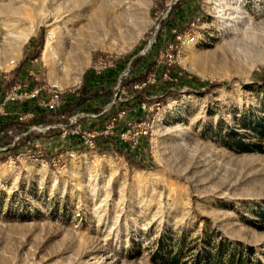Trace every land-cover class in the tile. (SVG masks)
Returning a JSON list of instances; mask_svg holds the SVG:
<instances>
[{
    "label": "rangeland",
    "instance_id": "rangeland-1",
    "mask_svg": "<svg viewBox=\"0 0 264 264\" xmlns=\"http://www.w3.org/2000/svg\"><path fill=\"white\" fill-rule=\"evenodd\" d=\"M174 2L0 0L3 95L26 76L68 101L85 76L116 69L102 90L113 93L120 76L125 87L153 65L133 89L148 87L140 99L125 87L103 120L68 125L85 108L60 139L0 147V264H264V65L243 67L217 47L212 0H178L167 13ZM241 7L264 11V0ZM34 39L39 57L27 58ZM119 108L126 115L103 134ZM22 112L18 121L32 119Z\"/></svg>",
    "mask_w": 264,
    "mask_h": 264
},
{
    "label": "trees",
    "instance_id": "trees-1",
    "mask_svg": "<svg viewBox=\"0 0 264 264\" xmlns=\"http://www.w3.org/2000/svg\"><path fill=\"white\" fill-rule=\"evenodd\" d=\"M31 45H33L35 51L32 54V56L27 55V58L39 57V49L42 46V40L38 42L35 39L31 40ZM152 67L153 65L149 64L146 69V72L143 75H135L125 80V87L127 88L129 93H132L134 95L133 99L135 100L140 99L142 93H145L148 87L142 89L141 92H137V91H133L132 83L133 82L140 83L143 79H145V77L150 72V70L152 71ZM85 80H86V76L83 78L82 87L80 88L79 91V96L77 98L73 96L68 97V101L65 102V106L62 110L57 111L56 113H49L46 111H34L32 119L24 122L18 121L16 118L6 121L0 128V147L1 146L5 147L7 148V151L13 152L26 148L34 141H41L42 139H44V137L47 138L55 137V139H60L59 138L61 136L60 129L49 128L43 135L36 134L31 131L25 137H21L17 141H15L13 146L11 147L14 136H21L23 133L28 131L29 127L41 126L46 128L55 125H66L68 118H70L74 114V112L85 110L84 106L94 98H98L103 94L104 97L106 98V102L110 101L112 96L111 92L109 91L104 92L102 91V89L101 90L87 89L83 85ZM8 131H11L12 134L8 135L7 134ZM67 139L70 140V137H68ZM74 140L79 142V139L77 140V138H75ZM65 150H66L65 148L60 149L58 154H62L63 151ZM120 152L124 154L126 159L130 160V156L126 152L124 151H120ZM129 163L139 165L138 163H134L132 161H129Z\"/></svg>",
    "mask_w": 264,
    "mask_h": 264
},
{
    "label": "clouds",
    "instance_id": "clouds-1",
    "mask_svg": "<svg viewBox=\"0 0 264 264\" xmlns=\"http://www.w3.org/2000/svg\"><path fill=\"white\" fill-rule=\"evenodd\" d=\"M211 8L213 21L223 33L217 47L243 67L264 65V11L248 12L241 0H212Z\"/></svg>",
    "mask_w": 264,
    "mask_h": 264
},
{
    "label": "built area",
    "instance_id": "built-area-1",
    "mask_svg": "<svg viewBox=\"0 0 264 264\" xmlns=\"http://www.w3.org/2000/svg\"><path fill=\"white\" fill-rule=\"evenodd\" d=\"M178 0H175L174 3H172L167 10V13L170 11L171 7L173 4H175ZM175 39L178 42H182L181 36L177 33H175ZM44 40L46 43H52L54 41V37L53 35H51L50 33H46L44 36ZM194 38L190 35L186 36V41L189 43H193L194 42ZM169 48H172V45L169 46ZM169 57V62H171L172 56H168ZM127 73L123 74V77H126ZM121 78L122 76L119 77L118 81H117V85L114 89V92L112 93V100L110 102V104L108 105V107L100 114V116L104 115L105 112H108L112 107H115L118 102L121 101L122 97H124L126 95L125 92V87L123 85H121ZM149 81L151 82L152 80ZM145 84H134L132 86V88L134 90H140ZM34 102L36 104V106L40 109H42L43 111L49 112V113H56L57 111H60L64 108L65 106V100L62 97V94L60 91H57L54 88H47L44 85H40V86H32L29 87L27 82H20L16 85H14V87H12V89H10L9 92H7L6 94H4L1 98H0V114L3 113L4 111H6V107L9 104H17V103H31ZM142 108H145V103H142ZM116 114L114 116L110 117V121H109V125H106V127L103 130V134H107L109 132L110 129H112V126L115 124V122H117L119 119H121L123 116L126 115V112L123 108H119L116 110ZM84 117H90V118H98V115H89V114H77L75 115L73 118L71 117L69 119V124L70 126H73L74 124L77 123V121L80 118H84ZM67 124L64 125V127H59L61 133H62V137L65 136L68 131L66 129L70 128ZM49 128H54L52 127H46L43 128L42 131H46ZM65 128V129H64ZM35 129V128H34ZM144 134H147V132H143ZM8 135L11 134V131L7 132ZM70 134L72 135H78V131L77 130H73L70 132ZM96 135V131H92L90 133L87 134L86 137H84V144L87 147H91L92 142L89 141V139H93L95 138ZM18 140V138H15V141ZM12 146V145H11ZM74 153H66V156L69 157H74Z\"/></svg>",
    "mask_w": 264,
    "mask_h": 264
},
{
    "label": "crops",
    "instance_id": "crops-1",
    "mask_svg": "<svg viewBox=\"0 0 264 264\" xmlns=\"http://www.w3.org/2000/svg\"><path fill=\"white\" fill-rule=\"evenodd\" d=\"M115 71H116V69H115ZM115 71L113 69H111V70L105 71L104 74L101 75V76L86 77L84 86L87 89H94V90H101L102 89V90H105L106 88H108V82H110L114 78V72ZM6 78H7L6 75L5 76L4 75L0 76V91H1V88H2V86H1L2 82L1 81L5 80ZM26 81H27L26 76L16 79V82H26ZM2 96H3V94L0 93V98ZM105 102H106V98L102 94L98 98H94L93 100L89 101L84 106V108L89 109V111H84V112L87 113V114H90V115H98L99 116L98 117L99 121L103 120L106 115L105 116H100V114L102 113L101 109H102L103 105L105 104ZM131 104L132 103L130 102V105ZM6 111H8V113L5 116V120L2 121L1 119H3V118H0V128L6 121L16 118V117H14L15 116L14 111L26 112V111H43V110L38 108L34 102H31V103H21V104H9L6 107ZM131 111H133V109ZM77 112L78 111L74 112V114H76ZM95 126L98 127L99 125L96 123Z\"/></svg>",
    "mask_w": 264,
    "mask_h": 264
},
{
    "label": "bare ground",
    "instance_id": "bare-ground-1",
    "mask_svg": "<svg viewBox=\"0 0 264 264\" xmlns=\"http://www.w3.org/2000/svg\"><path fill=\"white\" fill-rule=\"evenodd\" d=\"M54 50L52 48L49 47H45L44 51H43V58L49 63L50 62V57L54 55ZM49 78V77H48Z\"/></svg>",
    "mask_w": 264,
    "mask_h": 264
}]
</instances>
